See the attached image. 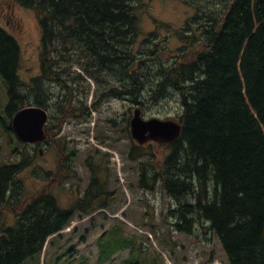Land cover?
I'll return each mask as SVG.
<instances>
[{"label": "trees", "instance_id": "trees-1", "mask_svg": "<svg viewBox=\"0 0 264 264\" xmlns=\"http://www.w3.org/2000/svg\"><path fill=\"white\" fill-rule=\"evenodd\" d=\"M133 1L146 6L144 0H15L35 13L41 46L39 75L25 83L18 75L19 45L0 27V78L7 98L0 130L7 149L17 151L11 149L13 142L28 146L15 140L10 127L12 116L25 106L50 111V139L68 119H89L110 98H126L143 111L149 106L145 101L156 104L171 91L181 105V133L159 168L145 146L131 141L128 158L138 162L139 187L159 186L176 201L171 213L178 231L192 234L195 219L208 223L229 264H264V0H217L215 13L207 0H182L208 11L207 21L197 15L198 32L190 23L175 31L183 49L174 54L150 40L135 50L142 31ZM147 45L151 50H145ZM73 67L97 85L91 108L86 106L89 86ZM106 122L112 128L116 123ZM57 148L62 172L74 152L64 143ZM19 155L0 166V210L12 205L13 197L19 200L18 176L31 162L28 151ZM110 195L93 180L68 209L47 191L32 196L19 207L15 224L0 234V264L38 260L48 238L59 237L75 214H93ZM115 253L101 250L99 263ZM123 264L140 262L131 254Z\"/></svg>", "mask_w": 264, "mask_h": 264}, {"label": "rangeland", "instance_id": "rangeland-1", "mask_svg": "<svg viewBox=\"0 0 264 264\" xmlns=\"http://www.w3.org/2000/svg\"><path fill=\"white\" fill-rule=\"evenodd\" d=\"M144 2L145 7L135 1L131 3L142 31L135 44L136 51L142 42L150 40V43L176 53L183 49V43L174 32L183 31L186 23L192 25L191 31L198 32L199 23L193 18L197 15L202 18L204 12H208L191 7L182 0ZM217 2L207 0L211 13L218 12ZM203 19L207 21L205 16L200 22ZM162 24L170 30L159 27ZM0 27L17 41L20 48L18 75L21 81L30 83L32 77L39 75L41 33L35 13L21 7L15 0H0ZM150 48L147 45L145 50ZM172 54L170 56H174ZM159 55L158 49L156 56ZM149 65L159 66L155 62ZM72 70L84 77L86 86H89L86 106L91 108L99 94L97 85L80 68L73 67ZM169 89L172 88L166 86V90ZM5 91L0 78V116H4L3 105L7 102ZM79 98L83 100L84 94L81 93ZM145 103L149 105L143 110L146 119L175 118L178 121L181 114V105L171 91L156 104ZM135 107L139 106L126 98H110L101 102L89 119H68L60 134L49 139L48 145H28L25 149L13 142L11 149L17 148L13 153L7 149L5 136L0 130V166L17 160L19 153L28 151L31 157L30 165L18 176L22 186L19 200L13 197L12 205L0 210V234L3 229L14 225L19 207L42 191L54 196L58 205L65 209L86 193L95 176L98 186L103 184L107 193H113L100 201L105 208H98L89 216L75 214L59 237L47 241L38 260H26L23 264H77L81 258L86 260L84 264H123L131 254L140 264H229L218 238L207 229L208 223L195 219L192 220V234L178 231L174 226L178 220L171 213L177 206L176 201L159 186L152 190L139 187L138 162L128 158L132 141L128 123ZM107 119L116 121L113 128ZM57 142L62 146L66 144L68 150L74 152L66 160V169L62 172L58 170ZM144 151L153 154L155 167L159 168L158 164L169 154L170 147L149 143ZM190 198L193 200L194 197ZM50 240H53L52 244H49ZM126 244L130 246L124 248ZM101 250L103 254L116 253L99 263Z\"/></svg>", "mask_w": 264, "mask_h": 264}, {"label": "water", "instance_id": "water-1", "mask_svg": "<svg viewBox=\"0 0 264 264\" xmlns=\"http://www.w3.org/2000/svg\"><path fill=\"white\" fill-rule=\"evenodd\" d=\"M48 113L41 107L26 106L17 111L11 119V128L15 137L23 143H42L46 139L44 126ZM131 139L142 146L150 141L165 146L176 140L181 133L180 124L173 119H144L139 108L133 111L129 121ZM41 154V150L39 152Z\"/></svg>", "mask_w": 264, "mask_h": 264}, {"label": "bare ground", "instance_id": "bare-ground-1", "mask_svg": "<svg viewBox=\"0 0 264 264\" xmlns=\"http://www.w3.org/2000/svg\"><path fill=\"white\" fill-rule=\"evenodd\" d=\"M226 1H227V0H226ZM225 6H226V5H225ZM218 12H219V11H218ZM162 83L164 84V82H162ZM160 88H161V87H160ZM163 89H164V88H163ZM158 92H159V91H158ZM160 92H161V91H160ZM160 92H159V93H160ZM159 93H158V94H159ZM158 96H159V95H158ZM178 123H179V122H178ZM180 126H181V125H180Z\"/></svg>", "mask_w": 264, "mask_h": 264}, {"label": "flooded vegetation", "instance_id": "flooded-vegetation-1", "mask_svg": "<svg viewBox=\"0 0 264 264\" xmlns=\"http://www.w3.org/2000/svg\"><path fill=\"white\" fill-rule=\"evenodd\" d=\"M126 127H127V124H126Z\"/></svg>", "mask_w": 264, "mask_h": 264}]
</instances>
